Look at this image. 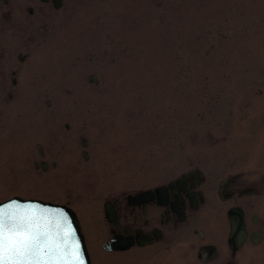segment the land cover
<instances>
[{
	"label": "rangeland",
	"instance_id": "obj_1",
	"mask_svg": "<svg viewBox=\"0 0 264 264\" xmlns=\"http://www.w3.org/2000/svg\"><path fill=\"white\" fill-rule=\"evenodd\" d=\"M44 9L42 36L18 49L30 63L0 92V201L70 207L91 264H173L148 249L104 251V200L190 166L264 175V0ZM253 251L241 264H264Z\"/></svg>",
	"mask_w": 264,
	"mask_h": 264
},
{
	"label": "flooded vegetation",
	"instance_id": "obj_2",
	"mask_svg": "<svg viewBox=\"0 0 264 264\" xmlns=\"http://www.w3.org/2000/svg\"><path fill=\"white\" fill-rule=\"evenodd\" d=\"M57 4L62 7L64 0H0L1 93L9 89L8 73L16 87L21 66L30 63L28 55L18 49L24 48L26 38L35 41L42 36L43 6L44 10L58 9ZM12 49H17L16 54ZM7 118L0 107L2 140ZM28 130L33 135L38 132ZM50 167H55L53 159ZM106 203L111 220L105 214ZM103 213L105 242L130 241L129 249H148L150 255L168 257L173 264H241L256 248L264 253V175L235 172L223 176L216 169L190 166L170 178L115 192L104 200ZM240 228L241 239L234 240L232 234Z\"/></svg>",
	"mask_w": 264,
	"mask_h": 264
},
{
	"label": "snow or ice",
	"instance_id": "obj_3",
	"mask_svg": "<svg viewBox=\"0 0 264 264\" xmlns=\"http://www.w3.org/2000/svg\"><path fill=\"white\" fill-rule=\"evenodd\" d=\"M52 216L56 217L55 233L47 227ZM73 235L70 218L62 210L6 211L0 214V264H70L69 258L80 260L79 244H69Z\"/></svg>",
	"mask_w": 264,
	"mask_h": 264
},
{
	"label": "water",
	"instance_id": "obj_4",
	"mask_svg": "<svg viewBox=\"0 0 264 264\" xmlns=\"http://www.w3.org/2000/svg\"><path fill=\"white\" fill-rule=\"evenodd\" d=\"M56 8L59 7V5H55ZM91 79V78H90ZM83 145H86V142L82 140ZM84 156L86 157V154L84 153ZM47 168V164L45 162L41 163V169L45 170ZM24 210V209H31L36 211L37 213L41 211H46L50 213H58L59 211H63L65 215H67L70 218V222L72 224V230L74 235L69 239V244L71 245L72 243H78L80 246V260H71L69 258L70 264H81V261L83 264H91L89 255L85 246V241L83 238V235L81 233V229L79 226L78 219L75 215V213L67 206L64 205H58V204H53L50 202H44L41 200L37 199H23L21 197H13L9 200H6L4 202L0 203V214L9 211V210ZM105 211L107 216L110 219L111 211L110 209L105 206ZM241 227V223L239 224ZM47 227L50 231L55 233L56 231V217L52 216L48 218L47 222ZM241 234H243L241 228L238 229L237 231H234L232 236L234 240L241 239ZM131 246V242L129 241H124V240H118V239H113L110 242L106 243L103 247L105 250H110V251H120V250H126ZM203 251V249H201ZM210 252H214V248H210ZM63 264V262H61Z\"/></svg>",
	"mask_w": 264,
	"mask_h": 264
}]
</instances>
